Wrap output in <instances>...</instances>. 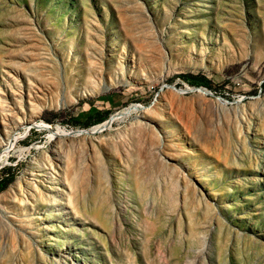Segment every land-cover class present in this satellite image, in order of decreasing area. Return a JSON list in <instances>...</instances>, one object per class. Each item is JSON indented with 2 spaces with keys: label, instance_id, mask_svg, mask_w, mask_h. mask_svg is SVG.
Instances as JSON below:
<instances>
[{
  "label": "rangeland",
  "instance_id": "rangeland-1",
  "mask_svg": "<svg viewBox=\"0 0 264 264\" xmlns=\"http://www.w3.org/2000/svg\"><path fill=\"white\" fill-rule=\"evenodd\" d=\"M0 264H264V0H0Z\"/></svg>",
  "mask_w": 264,
  "mask_h": 264
},
{
  "label": "bare ground",
  "instance_id": "bare-ground-1",
  "mask_svg": "<svg viewBox=\"0 0 264 264\" xmlns=\"http://www.w3.org/2000/svg\"><path fill=\"white\" fill-rule=\"evenodd\" d=\"M104 46L105 44H101L99 47H97V45H94V47H97L96 49L94 48L93 50H91L90 54H88V57L90 60V65L96 70L97 73H99V75L102 72V67H103V50H104ZM113 51V50H112ZM67 76V75H66ZM92 91L91 90H85L83 91L84 95L90 94ZM122 112H118L114 115L111 116L110 119H108L107 121L99 124L98 126L94 127V130L97 129H103L107 126H109L111 124V122L116 119L117 117H119V115ZM129 113V112H127ZM126 113V114H127ZM4 146L8 145V142L3 144ZM2 145V146H3ZM8 147V146H7ZM7 149V148H6ZM53 149V148H52ZM5 155V154H4ZM56 155V154H55ZM57 160L59 161V159L57 158ZM50 182L52 183L53 186H56L55 184V177H53L49 172H47L46 170H43L42 173H40L39 175H37L36 180L34 181V183L37 184L38 188H44L47 191H54L55 187H51L49 185L46 184V182ZM36 187V185H34ZM36 189V188H35ZM34 187L28 186L27 188V195L25 196V198H23V202H25V204H27V208H29L28 210H32L36 207H38L40 205V202H42L44 200L43 196L45 195L46 191H38V189L35 190ZM32 213V211H30ZM45 218H50L52 217L51 212H46L44 214ZM42 218V217H40Z\"/></svg>",
  "mask_w": 264,
  "mask_h": 264
},
{
  "label": "trees",
  "instance_id": "trees-1",
  "mask_svg": "<svg viewBox=\"0 0 264 264\" xmlns=\"http://www.w3.org/2000/svg\"><path fill=\"white\" fill-rule=\"evenodd\" d=\"M9 179H10V178H7V177H6V178H4V180H5L4 182L6 183V182H7V180H9Z\"/></svg>",
  "mask_w": 264,
  "mask_h": 264
}]
</instances>
